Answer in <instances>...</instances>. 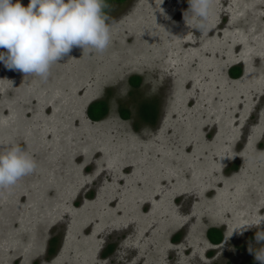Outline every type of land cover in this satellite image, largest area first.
Segmentation results:
<instances>
[{
	"label": "rangeland",
	"instance_id": "rangeland-1",
	"mask_svg": "<svg viewBox=\"0 0 264 264\" xmlns=\"http://www.w3.org/2000/svg\"><path fill=\"white\" fill-rule=\"evenodd\" d=\"M114 6L103 54L74 48L47 82L0 63V153L19 145L38 165L0 190V264H255L264 0H214L203 30L188 0Z\"/></svg>",
	"mask_w": 264,
	"mask_h": 264
},
{
	"label": "clouds",
	"instance_id": "clouds-1",
	"mask_svg": "<svg viewBox=\"0 0 264 264\" xmlns=\"http://www.w3.org/2000/svg\"><path fill=\"white\" fill-rule=\"evenodd\" d=\"M196 27L203 30L213 11L214 0H188ZM108 0H0V63L7 70L35 76L47 82L51 68L74 48L83 53L103 54L112 43L115 21ZM187 23V20H185ZM35 159L19 145L0 153V190L10 189L37 169ZM256 232L248 245L255 264H264V217H258ZM242 234V233H241Z\"/></svg>",
	"mask_w": 264,
	"mask_h": 264
},
{
	"label": "trees",
	"instance_id": "trees-1",
	"mask_svg": "<svg viewBox=\"0 0 264 264\" xmlns=\"http://www.w3.org/2000/svg\"><path fill=\"white\" fill-rule=\"evenodd\" d=\"M125 0H108L112 5L115 3H122ZM232 78H239L242 74L241 66H234L229 71ZM141 83V78L135 76L131 79V84L134 87L139 86ZM109 113V106L105 100H99L91 103L88 107L87 114L89 118L93 121H100L104 119ZM157 107L154 104H146L141 108V118L145 122L154 123L157 118ZM122 115L124 118H128L130 113L128 110H122ZM208 236L212 243L219 244L223 240L222 231L216 228H213L209 231Z\"/></svg>",
	"mask_w": 264,
	"mask_h": 264
}]
</instances>
